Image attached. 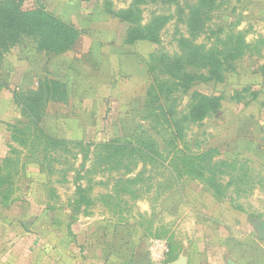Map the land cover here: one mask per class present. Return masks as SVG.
Masks as SVG:
<instances>
[{"label":"rangeland","instance_id":"1","mask_svg":"<svg viewBox=\"0 0 264 264\" xmlns=\"http://www.w3.org/2000/svg\"><path fill=\"white\" fill-rule=\"evenodd\" d=\"M43 7L83 30L73 55L82 58L86 69L75 65L72 57L47 61L35 55L31 46L24 45L13 49L5 58L3 78L12 76V83L18 86L25 77H30L32 82L28 85L33 86L36 79L45 76L72 84L70 105L49 106L42 124L54 137L107 141L129 136L142 124L148 135L156 139L160 154L154 161L146 159L135 163L125 159L126 168L132 169L136 164L137 167L131 174L123 175L124 169L110 170L108 165L97 161L93 148L85 162L79 149L44 151L49 161L44 171L48 179L38 173L35 164L26 161V180L17 184L19 203L10 210L11 214L18 215V220L11 218L12 223L9 220L3 223L8 228L16 223L21 234L32 227L43 236L50 233L46 240L49 236L50 240H56L57 232L66 229L68 232V213L64 211L73 212L79 185L88 190L85 199L92 201L79 212L87 216L91 213L90 219H96L92 225L97 235H103L92 240V247H97L92 264H125L138 256L149 258L151 240L167 241L170 249H175L191 236L192 228L188 229L191 219L184 216L187 209L181 213L184 218L179 221L177 230L178 219H173L164 209V206L170 207V203H164L165 198L181 191L184 194L183 190L188 187L190 191L198 189V194L202 192L212 203L219 202L226 207L221 214L222 224L230 228L226 237L235 238L238 242L235 246L245 248L236 255L239 262L264 264V241L255 232L258 220H264V0H214L195 38L189 24L197 9V0L142 3L137 0H24L21 10L31 12ZM106 10L128 12L142 27L159 26L158 43L125 46V33L131 25L110 18L105 15ZM155 18H161L158 24ZM181 39L225 56L240 43L242 52H232L234 61L229 58L222 64V80L195 81L187 95L179 90L162 106L165 112L173 113L174 120H179L188 114L192 92L222 98L217 114L197 124L184 122L182 139L174 143L169 125L167 127L162 119L159 125L155 123L154 116L160 118V113L143 123L140 118L145 91L151 83L145 75L144 61L153 51L156 65L162 56L172 59L183 55ZM111 43L114 49L110 48ZM100 47L104 49L102 52ZM157 71L161 69L158 67ZM187 71L197 76L207 75L206 70L195 66H189ZM158 76L161 80L173 81L163 73ZM95 79L103 82V86ZM10 96L7 92L0 98L9 100ZM157 106L152 108L157 109ZM5 112L6 116L0 115L4 121L23 123L15 106H9ZM2 127L0 125V156L4 153ZM152 127H156L164 142L150 131ZM176 148L193 155L208 154L206 159L200 160L197 175L194 174L200 179L187 175L176 179L173 165L169 166ZM44 153L39 155L43 157ZM212 181L217 184L213 185ZM4 217L8 216L1 214V218ZM85 220L71 225L70 235L78 225L82 233V225L89 221ZM84 249L88 259V242ZM221 258V264L226 261L238 264L227 253Z\"/></svg>","mask_w":264,"mask_h":264},{"label":"trees","instance_id":"2","mask_svg":"<svg viewBox=\"0 0 264 264\" xmlns=\"http://www.w3.org/2000/svg\"><path fill=\"white\" fill-rule=\"evenodd\" d=\"M23 1L0 0V71L5 56L17 47L29 45L32 47L35 55L38 57L43 56L47 61H50L72 51L83 35L82 29L80 30L74 24L64 22V20L44 7L31 12L21 10ZM145 1L154 0H137V2L141 3ZM213 4L214 0H197V9L192 13V20L189 24L193 38L196 37L203 23L207 20L208 6L212 7ZM104 13L114 20L131 25L125 33V45L133 46L137 43L154 45L158 43L159 26L142 27L137 21L132 19V14L128 12L116 13L106 10ZM160 20L161 18H155L154 22L158 24ZM180 44L183 47L184 53L179 57L171 59L162 56L158 59L157 66L155 64L156 59H153V55L155 54V51H153L149 55L148 60L144 61L146 76L150 78L151 83L145 91L143 109L141 111L142 117L140 118V121L143 123V121L153 117L155 113H160V118L154 116L157 121L155 123L159 125V120L162 119L166 123V126L169 125L167 127L170 129V136L174 143L182 139L183 133L181 127L184 122L197 124L204 121L210 115L217 114L221 108L220 103L222 98L216 96L208 97L198 92H192L188 114L184 117L182 116L179 120H174L173 113L165 112L162 106L167 103V100L173 93L179 90L182 91L183 95H187L191 91L195 81L222 80L223 76L220 71L222 64L229 58L234 61V55H230L232 52H242L240 43L235 44L226 56L225 54H214L211 50L205 51L203 45L196 46L185 39H181ZM218 56L224 57L225 60H220ZM189 66L206 70L207 77L186 72ZM158 67L161 69L160 72L157 71ZM162 73L173 81L159 79L158 75ZM12 82V79H0V90H7L10 93L19 116L26 119L27 122L23 128L6 124V131L10 132L12 142L22 148L29 157L28 159L39 165L43 171L46 170V164L49 162L46 159L48 157L44 151L49 152L54 149L63 151L79 149L82 162H85L89 158V150L93 148L97 161L108 165L109 167L107 168L110 170L124 169L123 175L131 174L134 168L137 167L136 164L132 169L126 168L124 166L125 159L135 161V163H138L140 160L145 161L146 159L154 161L155 157H158L160 154L158 153L156 139L148 135L142 124H138L134 132L129 136L113 138L107 141L93 142L55 138L42 128L41 123L46 115L49 104H66L69 98L68 84L58 78L45 76L39 79L35 90L23 91ZM157 104L158 108L153 109ZM167 114L169 117L166 116ZM150 131L164 142L156 127L150 128ZM40 153H44V156H40ZM207 156L208 154L205 153L201 155L189 154L176 148L171 161H169V166L173 165L177 180L180 176L184 175L200 179L199 176L195 175H197L198 166L201 164L200 160L206 159ZM126 182L130 183L129 180ZM212 184L215 185L217 183L213 182ZM76 189L79 193L75 200L73 216L77 215L83 205L89 206L92 203L89 199H85L86 191L88 190L79 185H77ZM177 194L179 193L171 194L168 199H172ZM169 201L166 200L164 203H168ZM164 209L167 210V207L164 206ZM74 223L75 219L71 217L68 229ZM73 233L74 231H72ZM72 234L69 237L75 239L76 237Z\"/></svg>","mask_w":264,"mask_h":264},{"label":"crops","instance_id":"3","mask_svg":"<svg viewBox=\"0 0 264 264\" xmlns=\"http://www.w3.org/2000/svg\"><path fill=\"white\" fill-rule=\"evenodd\" d=\"M78 43L72 51L54 59L60 60L64 56L72 57L75 58V65H79L80 69H86V66L84 67L82 64V58L73 55V51L76 50ZM112 44L113 43H111L110 48L114 49ZM96 50L100 54V52H102L104 49L100 47V52L98 48ZM8 55H6L5 58ZM41 58L46 59L43 56H41ZM92 58L94 60L93 62H95V55H93ZM4 61L1 66V71L4 67ZM15 66L16 63L13 67L15 68ZM14 68L12 70L13 74ZM1 71L0 79L3 80ZM29 78L30 77H25V81L23 80V82H21V85L19 86L21 90H35L37 88L39 79H41L42 77L36 79V85L34 84L33 86L28 85L29 82H32V80H30ZM10 79H13V77L10 76ZM96 83L101 84L100 86H103V82H101L100 80L96 81ZM67 88L69 98L66 104H49L48 107L51 105H62L64 107L69 106L72 99L70 96L71 85H68ZM7 92V90H0V96L1 94ZM85 101L84 102L86 104L88 102V99H86ZM12 105L15 106L11 96L9 100H2V98H0V115L4 114L6 116L5 111H7L9 106ZM21 119L23 120V123H10L9 121H4L0 116V125L3 126V132L5 133V137L3 140L4 153L0 156V264H92V260H96L95 257L97 252L96 245L95 247H92V240L96 241L99 236L103 235H97L98 231L96 230V227L93 226V222L96 219H90V217H92L91 213H89L88 216L82 213L73 216V212L64 211L68 213V220L71 217H74L75 222L77 221L79 224L80 222H82V219L89 220L88 222L86 220L84 221L87 223L82 225V233L81 229H79V225L76 227V230L72 234L76 237H74L75 239H73V237H69L70 233L69 231L67 232V229L61 230L59 231V233L57 232L56 240H50V236L47 237L46 240L45 237L50 233L46 232L47 234L45 233L46 235L44 234L43 236L40 231H35L32 227H30L29 230H24V233L21 234L15 227L16 223H13V227L9 228L3 223L7 220H9V223H12L11 218L16 221L18 220V215H13L10 213V210L19 203L16 196L17 191L19 190L17 184L21 181L26 180V167H28V165L26 166V161L35 164L33 161L28 159L29 157L22 148L12 142L10 132L6 131V124L17 126L18 128H23L24 124L27 121L23 117H21ZM44 119L41 123L43 129L44 127L42 124H44ZM58 139L65 140L71 138L63 137ZM36 166L38 168V173L48 179L41 167L39 165ZM186 188L185 190H183L184 194H182V191L178 192L179 194L174 195L175 197H173L172 199H168L169 196L165 198L164 202L166 200H170L168 202L170 203V207L167 206L169 210L165 209V211L169 212L173 219H178L176 221V230L179 221L182 220L184 216L190 217L189 219H191V226L188 229L192 228L191 236L189 235L190 237L188 236V239L175 249H170V246L166 241L169 251L165 258V261L160 264H173L177 262L181 257H184L186 259L185 264H221V255L224 253L231 255L234 260L238 262V264H241L236 255H240L242 252L241 248H245L243 246L241 248L239 246H235L238 243L235 238L226 237V232L230 228H227L226 224H222L224 222H221V217L223 216L221 214L223 211H225L226 207L224 205H220L219 202L212 203L210 199H208V201L203 196V194H201L202 192L198 194V189H193L197 192L195 193V191H190L188 187ZM211 199L215 200L213 197ZM185 209H187L185 215L181 216L182 211H184ZM188 211L191 212L189 213ZM1 214H4V216L8 217H4V219H2ZM32 222H34V219L30 220L31 224ZM258 222L264 225V220L261 219L258 220ZM255 232L258 233L259 231L255 230ZM80 238L82 239V243H80ZM86 239H89L87 240V242L88 249L90 251L86 255L88 259H86L84 255L86 253V250L84 249V244L87 243L85 242ZM218 244L223 248H220ZM219 248L221 249V251ZM142 260H148L151 264L148 257L143 258L138 256V258L132 261L139 262Z\"/></svg>","mask_w":264,"mask_h":264},{"label":"built area","instance_id":"4","mask_svg":"<svg viewBox=\"0 0 264 264\" xmlns=\"http://www.w3.org/2000/svg\"><path fill=\"white\" fill-rule=\"evenodd\" d=\"M168 244L164 240H151L148 254L151 264H160L165 261L168 254Z\"/></svg>","mask_w":264,"mask_h":264},{"label":"water","instance_id":"5","mask_svg":"<svg viewBox=\"0 0 264 264\" xmlns=\"http://www.w3.org/2000/svg\"><path fill=\"white\" fill-rule=\"evenodd\" d=\"M24 228H27L26 224H23ZM259 238L264 241V231H259ZM186 259L184 257H181L177 262L173 264H185ZM126 264H150L148 260H142L139 262L129 261ZM225 264H235L233 262L226 261Z\"/></svg>","mask_w":264,"mask_h":264},{"label":"flooded vegetation","instance_id":"6","mask_svg":"<svg viewBox=\"0 0 264 264\" xmlns=\"http://www.w3.org/2000/svg\"><path fill=\"white\" fill-rule=\"evenodd\" d=\"M255 230L257 231H264V225L261 223H256Z\"/></svg>","mask_w":264,"mask_h":264}]
</instances>
